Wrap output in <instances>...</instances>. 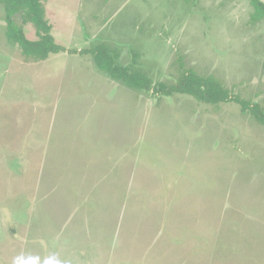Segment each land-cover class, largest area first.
<instances>
[{
  "label": "rangeland",
  "instance_id": "374dc122",
  "mask_svg": "<svg viewBox=\"0 0 264 264\" xmlns=\"http://www.w3.org/2000/svg\"><path fill=\"white\" fill-rule=\"evenodd\" d=\"M43 4L66 51L137 53L153 85L181 63L264 111L248 0ZM5 29L0 6V264H264V127L234 103L127 88L92 56L26 63Z\"/></svg>",
  "mask_w": 264,
  "mask_h": 264
},
{
  "label": "trees",
  "instance_id": "16d2710c",
  "mask_svg": "<svg viewBox=\"0 0 264 264\" xmlns=\"http://www.w3.org/2000/svg\"><path fill=\"white\" fill-rule=\"evenodd\" d=\"M45 0H0L4 11L5 39L8 44L15 46L23 60L33 63L46 61L51 55L62 52L67 54L78 53L81 56H92L97 70L105 73L111 80L125 85L127 88L152 92L156 97H171L185 95L196 102L217 107L221 104L234 103L240 107L243 115L251 116L258 124L264 127V111L258 104H252L232 95L229 89L212 75L201 76L190 69L178 64V74L174 82H160L152 84L150 78L137 67V53L132 54V61L128 66L117 64L116 50L107 44L100 43L91 49L79 52L66 51L57 45L51 35V26L45 16ZM252 7L250 22L258 24L264 21V3L260 0H248ZM19 15L20 22L16 24L14 17ZM31 25L36 40H28L24 27Z\"/></svg>",
  "mask_w": 264,
  "mask_h": 264
}]
</instances>
